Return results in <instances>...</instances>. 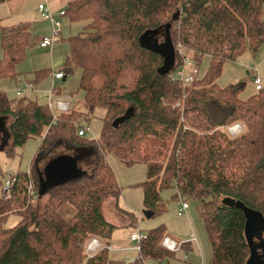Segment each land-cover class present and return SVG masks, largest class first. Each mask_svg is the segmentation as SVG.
Segmentation results:
<instances>
[{"label":"trees","instance_id":"trees-1","mask_svg":"<svg viewBox=\"0 0 264 264\" xmlns=\"http://www.w3.org/2000/svg\"><path fill=\"white\" fill-rule=\"evenodd\" d=\"M61 15L82 22L68 38L64 72L80 69L84 106L104 110L102 128L95 139L79 135V119L88 112L70 105L54 114L47 104L0 90L8 156L39 137L36 154L50 153L49 160L68 154L81 169L59 184L46 183L33 162L27 172L8 173L16 183L9 199L1 189L0 264H143L173 256L161 246L163 225L146 232L134 260L108 255L116 226L105 217L104 202L112 200L127 224H135L118 207L121 189L109 155L127 166L146 165L138 185L143 208L153 215L164 211L165 188L197 202L211 247L208 264H246L252 247L264 241L248 229L254 220L264 223V86L242 99V82L221 87L216 80L225 61L264 44V0H67ZM32 45L27 23H0V78L16 77L15 65ZM205 54L200 78L182 85L172 75L184 58L198 66ZM51 91L61 94L57 86ZM232 123L241 127L233 136L225 128ZM9 214L19 219L5 226ZM93 237L104 247L88 257L84 244Z\"/></svg>","mask_w":264,"mask_h":264},{"label":"rangeland","instance_id":"rangeland-1","mask_svg":"<svg viewBox=\"0 0 264 264\" xmlns=\"http://www.w3.org/2000/svg\"><path fill=\"white\" fill-rule=\"evenodd\" d=\"M67 0H50L47 2L51 13L61 22V40L53 43L51 48H41L37 42L40 36L50 34V24L40 18L37 5L43 0H5L0 2V23L6 27L27 23L32 32L33 45L25 50V57L15 65L17 73L15 78H0V90H3L8 98L26 96L40 104H48L49 100H62L68 102L74 109L88 112V119H79L84 129V134L90 139L98 138L102 128L104 110L96 107L90 113L83 103V91L79 88L80 69L76 68L71 73L64 72L65 59L68 55V38L81 30L82 22L70 23L61 14L66 6ZM0 58L2 51L0 48ZM209 62V56L203 55L197 67V78L205 73ZM195 63L183 67L184 75H188ZM62 70L65 78L53 80L52 72ZM182 69V66H179ZM47 71L42 77L36 78V72ZM260 78L261 86H264V44L255 51L246 50L241 56L234 60H227L222 66V71L216 82L224 87L229 84L243 83L239 93L240 98L245 99L253 95L255 89L252 76ZM31 83L33 90H26L24 82ZM60 87L61 94L55 95L52 87ZM21 90V95H16V90ZM51 91V92H50ZM51 111L56 114L57 110L52 105ZM6 119L0 118V178L3 182L8 173L27 172L31 162L42 170L49 161L48 155L36 154L40 143L39 137H32L26 140L21 147H16L12 156L5 152L9 144V136L5 127ZM62 150V149H61ZM64 152V151H63ZM67 153V152H66ZM68 155V154H67ZM107 161L114 173L118 186L121 189L118 198V207L132 213L135 217L133 226L127 224V218L113 205L112 200H106L103 204V213L111 223L115 224L107 246L110 258L132 261L138 257V250L134 243L129 240L133 231L141 235L152 228L163 225L165 234L170 238L186 244L187 249L181 248L174 251L173 256L159 260L145 258L143 264H208L211 258V247L206 234L203 221L199 215L197 202L188 195L178 193L176 188L169 187L160 191V197L164 211L145 218L143 215L142 189L138 183L146 177V165L135 163L127 166L115 156H107ZM78 173L81 170L78 167ZM2 175V176H1ZM3 187V186H2ZM0 187V195H1ZM180 202H186L188 209L186 213L178 215ZM19 219L16 214H9L5 226L14 225ZM262 232L260 239L264 238ZM193 238V239H192ZM264 243V241H262ZM260 252L263 249L258 248ZM253 264H264L253 262Z\"/></svg>","mask_w":264,"mask_h":264},{"label":"built area","instance_id":"built-area-1","mask_svg":"<svg viewBox=\"0 0 264 264\" xmlns=\"http://www.w3.org/2000/svg\"><path fill=\"white\" fill-rule=\"evenodd\" d=\"M37 11L39 12L40 18L44 21L49 22L50 24V34L49 35H42L38 39V46L41 48H46L49 49L53 45V43L57 42L61 38V22L59 19L53 16L51 13V10L47 4V0H43L42 3H39L37 5ZM193 63V62H192ZM191 64V59L186 57L182 61V69H176L173 72V76L178 78L182 85L188 84L194 80L197 74V65H194L188 75H184L183 67L186 65ZM64 77V73L62 70H57L52 73V78L54 80L60 79ZM252 81L254 83L255 89H259L261 87L260 84V78L257 75L252 76ZM25 88L26 90H33L34 87L31 83L25 81ZM51 92V91H50ZM16 95H21V90L17 89L16 90ZM48 107L50 108L52 105L55 107L57 112H64L69 110L70 104L68 102L62 101V100H49L48 101ZM51 109V108H50ZM226 131L228 132L229 135L233 136L236 135L240 132L241 127L238 123H232L227 125ZM78 134L82 135L84 134V129L81 127L78 130ZM16 183V176L15 175H8V177L5 178L2 191H3V197L5 199H9L11 196V189L13 185ZM28 193L30 196L35 195L34 190L31 185L28 186ZM188 208V204L186 202H180L179 208H178V215H182L185 213L186 209ZM146 238V234L141 235L138 231H133L129 235V240L134 243V247L139 250V245L143 239ZM193 239V238H192ZM182 243L177 242L176 240L168 237L167 235L164 236L161 240V246H163L165 249L169 251H175L179 248H181ZM104 245L102 242L96 238L93 237L89 239L85 244H84V251L88 257L93 256L94 254L97 253L98 250L103 248Z\"/></svg>","mask_w":264,"mask_h":264},{"label":"water","instance_id":"water-1","mask_svg":"<svg viewBox=\"0 0 264 264\" xmlns=\"http://www.w3.org/2000/svg\"><path fill=\"white\" fill-rule=\"evenodd\" d=\"M124 117L117 118L113 121L112 125L117 126ZM78 173L77 159L74 156L61 154L50 159L43 168V176L46 183L59 184L66 180L72 179ZM143 215L145 218H150L153 211L144 209ZM249 233L255 237L260 238L264 231V223L262 220H254L248 225ZM258 247L263 249L262 252L258 251V247L253 246L251 254L246 264H253V262L261 263L264 260V243L261 241Z\"/></svg>","mask_w":264,"mask_h":264},{"label":"crops","instance_id":"crops-1","mask_svg":"<svg viewBox=\"0 0 264 264\" xmlns=\"http://www.w3.org/2000/svg\"><path fill=\"white\" fill-rule=\"evenodd\" d=\"M50 0H47V2H49ZM67 2V1H66ZM59 70V69H58ZM57 71V70H56ZM53 73V72H52ZM52 76V75H51ZM65 78V75H64V77L62 78V79H64ZM53 79V78H52ZM54 80V79H53ZM188 209V208H187ZM186 209V210H187ZM185 213H186V211H185ZM169 237V236H168Z\"/></svg>","mask_w":264,"mask_h":264}]
</instances>
